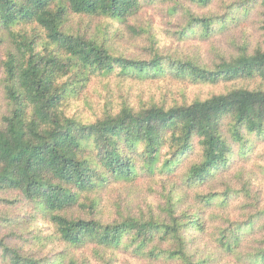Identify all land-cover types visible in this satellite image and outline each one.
<instances>
[{"label": "trees", "instance_id": "trees-1", "mask_svg": "<svg viewBox=\"0 0 264 264\" xmlns=\"http://www.w3.org/2000/svg\"><path fill=\"white\" fill-rule=\"evenodd\" d=\"M0 264H264V0H0Z\"/></svg>", "mask_w": 264, "mask_h": 264}, {"label": "rangeland", "instance_id": "rangeland-1", "mask_svg": "<svg viewBox=\"0 0 264 264\" xmlns=\"http://www.w3.org/2000/svg\"><path fill=\"white\" fill-rule=\"evenodd\" d=\"M137 22L138 23H135V24H137V25L143 24L144 26H148L147 24L152 22V27L154 29L155 34L158 35V36H162L163 35L162 29H163V27H165V24H164V17L162 16V12L160 10H156V9H153V8H150V9L146 10L144 12V14H142L139 17ZM159 27H160V29H159ZM162 38L164 40L171 41V39L168 36H166V35H163ZM132 42H133V44H135L136 49L139 48V51L141 50V47L145 43V41L142 40V39H138V40L133 39ZM186 47L189 48L188 46H186ZM210 89H211L210 87H197V88H193V89L189 90L188 93H189L190 96H193L196 92H199V93H201L202 96H205L206 94H208ZM84 96L89 101H91L92 104H96L98 102V100L100 99V96H98L91 89H88Z\"/></svg>", "mask_w": 264, "mask_h": 264}]
</instances>
